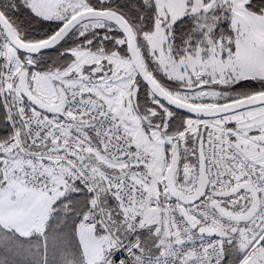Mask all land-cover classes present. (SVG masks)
I'll return each mask as SVG.
<instances>
[{
	"label": "snow or ice",
	"instance_id": "obj_1",
	"mask_svg": "<svg viewBox=\"0 0 264 264\" xmlns=\"http://www.w3.org/2000/svg\"><path fill=\"white\" fill-rule=\"evenodd\" d=\"M0 264H264V0H0Z\"/></svg>",
	"mask_w": 264,
	"mask_h": 264
}]
</instances>
